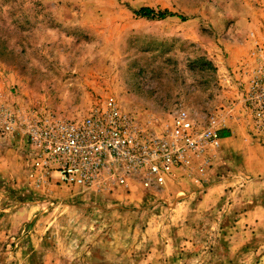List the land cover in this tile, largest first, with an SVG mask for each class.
I'll list each match as a JSON object with an SVG mask.
<instances>
[{
  "label": "rangeland",
  "instance_id": "1",
  "mask_svg": "<svg viewBox=\"0 0 264 264\" xmlns=\"http://www.w3.org/2000/svg\"><path fill=\"white\" fill-rule=\"evenodd\" d=\"M259 49L264 0H0V104L20 115L112 99L155 133L178 109L217 132L245 123L202 172L112 192L38 184L24 139L0 136V264H264V142L242 100Z\"/></svg>",
  "mask_w": 264,
  "mask_h": 264
},
{
  "label": "built area",
  "instance_id": "2",
  "mask_svg": "<svg viewBox=\"0 0 264 264\" xmlns=\"http://www.w3.org/2000/svg\"><path fill=\"white\" fill-rule=\"evenodd\" d=\"M251 72L243 102L251 114V128L264 142V53ZM20 135L38 184L112 192L130 181L160 186L175 169L202 172L209 152L219 146L212 125H198L178 109L170 128L160 133L141 129L112 99L92 107L76 119L30 110L20 115L0 104V136Z\"/></svg>",
  "mask_w": 264,
  "mask_h": 264
},
{
  "label": "crops",
  "instance_id": "3",
  "mask_svg": "<svg viewBox=\"0 0 264 264\" xmlns=\"http://www.w3.org/2000/svg\"><path fill=\"white\" fill-rule=\"evenodd\" d=\"M248 62V61H245ZM241 70H244V68L240 67ZM241 80H244V75L243 77L241 76ZM237 125L239 126V128H242L245 123L244 120H242V117L239 118H233V120H226L224 122V125H219L220 130H218V133H221L220 137H221V143L222 145L227 144L228 142H231L235 139H238L241 137V135H239L238 138H235V127L237 128ZM243 131H240V134H243ZM12 140V139H11ZM10 146V141L9 138H5V137H0V178L1 177H6L9 175V164H8V156L7 154H9V152L14 151L11 150ZM15 146L17 147V144L15 143ZM19 149V148H18ZM17 149V152H18ZM15 154L16 151H15ZM261 156L264 157V153H261ZM245 171L249 174V172L251 174H259V171H255L254 169H245ZM257 208V206H256ZM255 208V209H256ZM251 213H253L251 211Z\"/></svg>",
  "mask_w": 264,
  "mask_h": 264
},
{
  "label": "trees",
  "instance_id": "4",
  "mask_svg": "<svg viewBox=\"0 0 264 264\" xmlns=\"http://www.w3.org/2000/svg\"><path fill=\"white\" fill-rule=\"evenodd\" d=\"M135 14L146 17V18H164L168 15H173L171 12L167 11L166 9L164 10H157L155 11L151 7H141L138 10L134 11ZM221 135V133H219Z\"/></svg>",
  "mask_w": 264,
  "mask_h": 264
}]
</instances>
